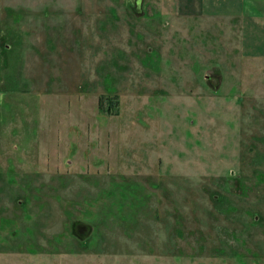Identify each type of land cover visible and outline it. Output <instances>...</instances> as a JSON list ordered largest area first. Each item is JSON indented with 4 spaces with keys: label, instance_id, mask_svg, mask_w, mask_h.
<instances>
[{
    "label": "rangeland",
    "instance_id": "obj_1",
    "mask_svg": "<svg viewBox=\"0 0 264 264\" xmlns=\"http://www.w3.org/2000/svg\"><path fill=\"white\" fill-rule=\"evenodd\" d=\"M169 5L0 0V264H264V56Z\"/></svg>",
    "mask_w": 264,
    "mask_h": 264
},
{
    "label": "crops",
    "instance_id": "obj_2",
    "mask_svg": "<svg viewBox=\"0 0 264 264\" xmlns=\"http://www.w3.org/2000/svg\"><path fill=\"white\" fill-rule=\"evenodd\" d=\"M173 14L227 18L242 24L241 48L264 56V0H168ZM178 9V10H177ZM259 33L262 35L260 37Z\"/></svg>",
    "mask_w": 264,
    "mask_h": 264
},
{
    "label": "trees",
    "instance_id": "obj_3",
    "mask_svg": "<svg viewBox=\"0 0 264 264\" xmlns=\"http://www.w3.org/2000/svg\"><path fill=\"white\" fill-rule=\"evenodd\" d=\"M108 99H105L104 97H100V108L101 109H104L106 107V104H107L108 110L110 109L111 106L114 105L113 103L114 101L108 100Z\"/></svg>",
    "mask_w": 264,
    "mask_h": 264
}]
</instances>
